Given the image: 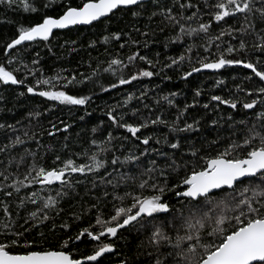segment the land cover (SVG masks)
Listing matches in <instances>:
<instances>
[{
    "label": "snow or ice",
    "instance_id": "obj_1",
    "mask_svg": "<svg viewBox=\"0 0 264 264\" xmlns=\"http://www.w3.org/2000/svg\"><path fill=\"white\" fill-rule=\"evenodd\" d=\"M20 2L25 12L37 13L41 10L30 0H20ZM58 2L59 0H47L42 7L50 9ZM14 4L16 0H0V5H6L8 8H12ZM201 5L203 8L215 9L206 14L211 17V21L221 25L218 35L212 34L211 22H199L202 21ZM117 11L128 12L134 19L146 17L145 28L148 30L141 31L140 28H133L144 37L149 36V31L155 35L156 29L151 28L154 22L157 23L160 32H164L167 27L178 28V33L168 37L164 46L167 48L170 44H184L186 45L185 54L179 57H169L170 63L164 65L161 71L164 68H179L187 62L190 70L184 71L181 79L188 81L194 73L204 70L218 71L226 66L239 65L251 70L254 77L259 78L261 85L255 89H245L238 84L235 88L236 92H245L249 97L255 95L261 98L241 102L235 98L226 99L213 94L211 101L226 105L233 110H237L238 105L244 110H254L257 109L258 104L264 105V0H215L212 4H209L208 0H198V2L170 0V3H165V0H85L78 7L68 5L61 14L56 16L45 12L32 26H20L17 36L4 48V55L9 56L7 63L12 65L19 59L9 54L25 42L49 41L56 30L78 25H93L94 22L102 21L103 18L111 19ZM189 12L190 14L186 15ZM240 17L243 19L239 27L232 25L223 27L228 24V18H237L239 22ZM156 18L159 20L157 21ZM194 20L198 21V27H192L189 23ZM122 35H128L129 42L139 46V41L132 39L130 33H123V31L104 36L102 42L107 44L110 40L120 41ZM225 36L238 40V46L229 42L226 48H222L221 43ZM246 36L253 37L251 49L260 54L256 63L246 62L243 58H235L236 53L248 51L249 44L244 39ZM195 37H201L204 43L196 45L194 42L188 43L185 39ZM216 41H221V43H215ZM213 45L216 53L212 51ZM89 46L95 47V42H91ZM124 47L125 44L121 43L120 48ZM144 47H148L147 41ZM196 47L203 48L205 55L201 59L200 54L196 53L195 63H193V56L188 54H191ZM156 55L159 57L160 53ZM213 55L216 58L209 60V57ZM127 60V64L118 57L107 62L108 67L103 69L104 72L116 76L119 70L121 75L117 76L118 82H113L107 87L101 84L102 92H109L120 86L131 84L142 77L150 78L158 74L154 71L138 69L135 74L125 78L123 70L129 68L137 60L144 61L153 68H155V63H159L158 60L154 63L147 56L141 55L139 51L129 55ZM32 63L36 64L38 61L33 60ZM20 64L21 67L11 70L0 64V84L25 85L28 94L62 105L84 107L92 100L91 95H70L66 91L53 89L57 88L59 81H65L63 88L85 84L97 74V71H93L92 76L89 77H83L81 74L83 78L80 80H77L74 75L69 79L58 73L53 77L37 79L35 86H29L25 84L27 77L19 79L16 73L22 69H26L32 75H35V72L29 69L23 61H20ZM166 79H171V77H166ZM244 79L251 81L253 76L246 75ZM222 83L223 81H217L218 85ZM41 86H48V88L40 90ZM24 95V92L19 93L21 97ZM146 95L147 93H141V97ZM171 95L176 96L178 93H171ZM200 95L201 90L197 89L195 96ZM132 99L133 96L128 95L123 106H126ZM163 99L168 102L169 106H175L174 101L168 96H164ZM195 106V102L186 104L171 125L161 115L140 123H129L125 120L123 113L115 114L119 105L110 106L105 115L112 125L124 129L132 138L148 146L153 141V137L151 135L141 137L138 133L153 125H164L172 133L199 131V120L179 127L181 117L188 108ZM144 107L149 106L145 104ZM203 108L208 109L209 104H203ZM137 111L138 109L132 110L133 117L136 116ZM85 114L90 115L87 112ZM40 115L38 111L28 113L29 118L38 119ZM253 115L256 117V122L244 119L235 120L229 115L225 121V123L231 122L228 123L230 134L227 143L222 150L217 148L215 155H200L197 161L178 162L167 153L148 147L139 155L129 153L124 156L123 160L114 154L110 161L111 165H130L131 167L127 172L119 174L115 183L112 179L106 178L112 175L111 172H107L106 176H101L100 180L112 186V199L119 201V204L113 205L114 213L109 219H105L102 214H96L95 225L81 229L74 240L69 237V240L61 245V250H45L39 245L34 247L35 241L21 238L25 237L26 233H30L32 229H38L45 222L54 219L49 215L51 210H57V215H59L62 209H59L60 199L58 198L68 195V191L64 189L69 191L73 189L74 185L70 179L73 174L85 177L89 174H98L101 170L107 169L109 161L98 158L99 154L96 152L89 154L88 150H85L83 155L90 163L78 164L74 159L68 158L61 167L47 169L36 164L35 153L28 148L24 149V154L20 155L18 160L16 156L10 155L12 149L27 142L20 135L10 138L8 143L0 145V153L9 154L7 164L3 170H0V177L3 178L0 181V192L6 197H12L14 193L18 195L22 189L31 188L33 185H40L41 191L44 188L50 189L54 184H59L60 188L56 191L55 198L52 195L46 198L39 196L37 191L20 197L17 205L19 209H25L26 203L37 205L39 202V206L36 210H29L25 217H21L20 212H17L16 217L23 219V223L19 225L11 218L8 204H4L3 213L8 217V221L4 223L5 231L0 232V235L12 238L6 243H0V264H103L102 258H107L106 254H116L114 244L105 242V240L118 238L121 229L147 234V244L142 243L138 246L145 250L137 253L136 260L133 261L125 256L118 264H138L141 256L145 257L144 264H264V110L254 112ZM80 119L83 120L84 116ZM16 123L19 124L20 121L17 120ZM217 123L216 120L212 121L213 126ZM51 127L56 131L67 132L71 126L65 124L60 129L56 124H52ZM3 129L18 131L15 124L0 123V130ZM97 131V128L92 129L93 134ZM47 134L53 136L55 132L48 131ZM23 136L28 141H34L38 146L40 145L37 133L29 134L25 131ZM114 139L116 137L108 132L107 140L102 143L111 145ZM154 142L160 144L161 140L157 138ZM164 142L168 143L166 138ZM91 144L99 148L100 152L111 151L110 147H103L96 139H92ZM219 144V138L210 142L211 146ZM168 146L174 150L181 147L179 141L168 143ZM152 153L165 157L164 163L158 165L155 158H149L145 164L142 157H150ZM198 153L199 149H193L190 155L197 157ZM26 155L32 156L33 162L28 166L23 178H20L9 169L13 164H16L17 168L24 164ZM56 160L59 161L60 157L57 156ZM3 163L0 161V164ZM190 163L191 168L189 169ZM182 168L186 170L183 177L178 182L170 184V174H179ZM9 180H11L10 183H4ZM76 183H83V181L77 180ZM130 184L132 190H129ZM93 185L95 186V181ZM121 187L124 189L123 195L116 191ZM146 192L149 194H145ZM169 192L179 198L178 207L165 200ZM109 195L107 191L104 192L105 198ZM125 200H130V205H125ZM75 219H80V216H76ZM17 227L22 231L16 230ZM60 227L68 229L70 225L65 222ZM168 228H171V231H168ZM40 235L43 236V232ZM85 240L95 242L90 254L77 258L70 251L63 250L68 248L69 242H84ZM18 247L25 251L17 253L11 250Z\"/></svg>",
    "mask_w": 264,
    "mask_h": 264
},
{
    "label": "trees",
    "instance_id": "obj_2",
    "mask_svg": "<svg viewBox=\"0 0 264 264\" xmlns=\"http://www.w3.org/2000/svg\"><path fill=\"white\" fill-rule=\"evenodd\" d=\"M30 2L39 7L41 9L40 12L30 13L23 11L20 0H16V4L12 8L0 5V64L11 70L12 68L21 67L20 61L26 63L28 68L35 72V75L29 73L26 69H22L16 75L19 79L27 77L25 84L29 86H35L37 79L53 77L58 73L69 79L74 75L77 80H80L83 77L92 76L93 71H97V74L85 84L63 88L62 85L65 81H59L57 88L53 89L66 91L70 95H91L92 100L84 107L62 105L55 101H48L45 98L28 94L25 85L0 84V123L15 124L18 129L17 132H12L10 129L0 130V145L8 143L10 138L20 135L27 142L12 149L10 155L16 156L18 160L19 156L24 154V149L28 148L35 153L36 164L47 169L61 167L68 158L74 159L78 164L90 163L87 157L83 155L85 150H88L89 154L96 152L99 154L98 158L109 161L107 169L101 170L98 174H89L86 177L80 174L71 176L70 179L74 187L71 191L64 189L68 191V195L58 198L60 199L59 209H62L59 215H57V210H51L49 215L54 217V219L45 222L38 229H32L30 233H26L25 237L21 238L35 241L34 247L39 245L45 250H61V245L68 241L69 237L74 240L81 229L95 225L96 214H102L105 219L110 218L111 214L114 213L113 205L119 204V201L112 199V186L102 183L100 177L106 176L107 172H111L112 175L106 176V178L112 179L115 183L119 174L127 172L131 167L130 165H111L110 161L114 154L123 160L124 156L129 153L139 155L141 151L148 147L150 149H159L167 153L168 156L175 158L178 162L197 161L200 155H215L216 149L220 148L222 150V147L227 143V138L230 134L228 123L231 122L225 123V121L229 115L233 116L235 120L244 119L256 122V117L253 113L264 110V105L259 104L257 109L254 110H244L240 105H238L237 110H233L226 105L211 101V95L213 94L220 95L226 99L235 98L241 102L261 98L255 95L249 97L245 92H236L235 88L238 84L245 89H255L261 85L259 78L254 77L251 70L242 66H226L218 71L204 70L200 73H194L192 77H189L188 81L181 79L183 72L190 70L187 62L179 68H164L161 71L160 69L164 65L170 63L169 57H179V55L185 54L186 45L184 44H170L167 48L164 46L168 37L175 36L178 33V28L167 27L164 32H160L157 28V23L154 22L151 24V28L156 29L155 35L149 31V36L144 37L134 31L133 28H140L141 31L148 30L145 28L146 17L134 19L128 12L117 11V14L112 16L111 19L106 18L88 27H75L67 31L57 32L50 37L49 41H38L18 46L9 55L19 59L12 65H8L9 56L4 55V48L7 43H10L17 36L20 26H32L40 20V17L45 12L56 16L61 14L68 5L78 7L85 0H59L50 9H43L42 7V4L47 2V0H30ZM193 2H198V0H193ZM165 3H170V0H165ZM208 3H215V0H208ZM209 11H215V9L202 7V21L199 22H211L212 34L218 35L221 31V25L211 21V17L206 14ZM187 14H190V12ZM156 19L157 21L159 20V18ZM242 19L240 17L238 22L237 18H228V24L223 25V27L228 25L239 27ZM189 23L192 27H198L197 20ZM117 31L130 33L132 39L139 41V46L131 44L128 35H122L120 41L110 40L107 44L102 42L104 36ZM185 39L188 43L194 42L196 45L204 43L201 37ZM244 39L248 42L249 49L246 53H236L235 58H243L246 62L256 63L260 54L251 49L250 45L253 42V37L246 36ZM145 41H147L148 47H144ZM91 42H95V47L89 46ZM229 42L238 46V40H233L229 36L223 37V43L221 41H216L215 43H221V47L226 48ZM121 43L125 44L123 49L120 48ZM136 51H139L141 55L147 56L154 63L157 60L159 63H155V68H153L146 62L137 60L129 68L123 70L124 77H130L138 69L150 70L158 74L150 78L142 77L131 84L120 86L109 92H102L100 90L101 84L107 87L113 82H118L117 76L121 75L119 70H117L116 76L104 72L103 69L108 67L107 62L112 58L118 57L127 64V57ZM212 51L216 53L214 45L212 46ZM156 53H160L159 57H157ZM196 53L200 54L201 59L205 55L203 48H194L193 52L188 54L193 56V63H195ZM215 58L216 56L213 55L209 57V60ZM33 60H37L38 63L33 64ZM81 74H83V77ZM246 75L253 76V80H245L244 77ZM166 77H171V79H166ZM217 81H223V83L218 85ZM47 88L48 86H41L40 90H46ZM197 89L201 90L199 97L195 96ZM20 92H24L25 95L19 96ZM141 93H147V95L141 97ZM171 93H178V95L172 96ZM130 94L133 99L126 106H123L124 101ZM164 96H168L169 99L173 100L175 106H169L168 102L163 99ZM194 102L196 106L188 108L179 121V127H184L186 123H193L195 120H199V131L172 133L164 125H153L142 129L141 133H138L141 137L144 135L153 137V141L148 146L132 138L124 129L112 125L105 115L110 106L119 105L115 114L123 113L125 120L129 123H140L144 120L155 119L156 116L161 115L171 125L179 111L183 110L186 104H193ZM205 103L209 104L208 109L203 108ZM145 104L149 107L145 108ZM133 109H138L135 117L132 116ZM32 111L41 113L38 119L28 117V113ZM86 112L90 115H86ZM81 116H84L83 120L80 119ZM17 120L20 121L19 124L16 123ZM213 120L218 121L217 125H212ZM52 124H56L57 128L60 129L65 124L71 127L68 128L67 132L56 131L51 127ZM93 128L98 129L95 134L92 133ZM25 131H28L29 134L37 133L40 145L38 146L34 141H28L23 136ZM48 131H54L55 135L49 136L47 134ZM108 132H111L116 137L111 145L102 143L107 140ZM124 137H128V139H124ZM157 138L161 140L160 144L154 142ZM165 138L168 143L179 141L180 149H171L168 143L164 142ZM218 138L220 144L211 146L210 142ZM92 139H96L103 147H110L111 151L100 152L99 148L91 144ZM193 149H199L197 157L190 155ZM8 156V153H0V161L4 162L0 164V170H3L7 164ZM57 156L60 157L59 161L56 160ZM149 158H155L158 165H162L165 160V157H160L155 153H152L150 157H142V160L147 164ZM32 162L33 157L26 155L24 164L18 168L16 164H13L9 171L23 178ZM190 168L191 163L189 164ZM185 171L182 168L179 174L171 173L170 184L178 182ZM2 179L0 177V181ZM77 180L83 181V183L77 184ZM93 181H95V186ZM10 182L11 180L4 183ZM59 188V184H54L50 189L44 188L41 191L40 185H33L31 188L22 189L18 195L14 193L12 197H6L0 192V232L5 231L3 225L8 221V217L3 213L5 203L9 206L11 218L19 225L23 223V219L16 217L17 212H20L21 217H25L29 210H36L39 206V202L37 205L26 203L25 209H19L17 205L20 197L30 195L32 191H37L39 196L46 198L48 195H52L55 198L56 191ZM129 190H132L131 184L129 185ZM105 191L110 193L107 198L104 197ZM116 191L123 195L124 189L121 187L116 189ZM145 194L149 193L146 192ZM178 199L172 192L167 193L165 196L166 201L177 207L179 206L177 204ZM130 203V200H125V205H130ZM93 205H97V207H93ZM76 216H80V219H75ZM65 222L70 225L68 229L60 227ZM156 223H160V221H156ZM16 230L22 231L19 227ZM167 230L171 231V228ZM41 232H43V236L40 235ZM11 238L0 235V243H6ZM105 242L114 244L116 254H106L107 258H102L103 264H118L125 256L130 257L134 261L137 253L145 250L138 246L142 243L147 244V234L138 233L135 230L122 229L118 233V238H108ZM94 243L87 240L84 242H69L68 248L63 250L70 251L77 258H81L83 255L90 254L93 251ZM11 250L17 253L25 251V249L19 247ZM144 262L145 257L141 256L138 264H144Z\"/></svg>",
    "mask_w": 264,
    "mask_h": 264
},
{
    "label": "water",
    "instance_id": "obj_3",
    "mask_svg": "<svg viewBox=\"0 0 264 264\" xmlns=\"http://www.w3.org/2000/svg\"><path fill=\"white\" fill-rule=\"evenodd\" d=\"M104 19H106V18H103L102 20H104ZM98 22H100V21L94 22V24H95V23H98ZM88 26H91V25H78V26L70 27V28H68V29L56 30V31L54 32V34L57 33V32L67 31V30L73 29V28H75V27H88ZM38 41H40V40L33 41V42H25L24 45H26V44H31V43H35V42H38ZM121 230H122V229H121Z\"/></svg>",
    "mask_w": 264,
    "mask_h": 264
}]
</instances>
